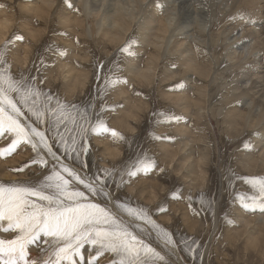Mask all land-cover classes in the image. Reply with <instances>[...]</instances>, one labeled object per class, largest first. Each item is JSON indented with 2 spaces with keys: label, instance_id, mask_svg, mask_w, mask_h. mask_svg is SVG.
Masks as SVG:
<instances>
[{
  "label": "rangeland",
  "instance_id": "obj_1",
  "mask_svg": "<svg viewBox=\"0 0 264 264\" xmlns=\"http://www.w3.org/2000/svg\"><path fill=\"white\" fill-rule=\"evenodd\" d=\"M68 1L72 7L61 16L59 11L68 7ZM149 1L52 0L49 4L53 5L47 7L52 8L47 15L49 18L40 26L34 11L42 4L41 0H1L0 4L5 6L0 7V11L8 18L11 29L0 40V55L4 61L0 63V70L10 72L17 80H31L50 95L52 99L48 103L43 97L37 98L36 107L41 111L55 106L57 101L61 105H74L67 109L71 119L66 117L59 125V136L53 131L51 112L46 114L48 123L42 120L37 130L45 132L47 129L46 137H56L53 151L58 149L60 160L79 171L86 182L89 179L106 182L111 195L96 197L91 202L113 213L145 244L175 262L177 253L160 235L159 230H166L176 240L196 241L194 247L202 253V262L201 259L190 260L185 249L179 254L185 264H264V212L244 209L239 199L242 194L256 192L247 183L248 179L264 180V158L260 157L264 152V67L233 74L234 69L243 64L245 67L256 64L254 60L258 61V67L264 64V0L200 1L203 8L207 3L208 11L198 13L197 21L201 20L206 26L209 45L198 46L191 52H197L198 56L206 52L213 57V49L220 45L221 59L215 71L206 74V78L193 69L187 74H181L180 69L170 71L172 65L181 64L184 70L189 67L186 63L192 61V58L186 62L177 60L188 56L189 51L186 40L176 42L173 37L167 45L169 48L163 45V56L156 63L155 75L149 73L143 79L141 72L144 64L149 65L153 40L142 42L144 36L138 28L142 26L143 14L158 8ZM81 3L84 11L78 14L77 6L82 8ZM174 6L168 8L165 15L161 12H157L158 17L151 15L143 25L153 26L152 31L156 32L163 20H167L173 27L176 20L171 21V18L177 17ZM250 7L255 10V19L249 22L228 20L232 16L230 10H251ZM115 11L125 12L132 25L125 38L114 43L104 38L108 36L104 33L113 31L107 29L102 18L105 13L112 15ZM24 19L28 24H24ZM20 23L30 28L29 33L18 29ZM14 33L22 35L23 40L5 48ZM225 36L228 39H224ZM244 40L248 41L244 53L232 48ZM212 41L215 47L211 46ZM26 49L30 52L25 56ZM132 53L137 55L133 57ZM232 66L234 68L230 69ZM242 91H245L243 96ZM10 95L27 114L22 122L37 127L33 123L36 117L29 111L31 100L25 103L19 94ZM235 100L242 104L234 103ZM247 108L255 116L249 112V118V115L243 117ZM198 113L201 117L197 119ZM101 121L120 136H113L111 131L93 130ZM85 127L88 131L81 133ZM60 136L68 144L75 139L78 148L83 144L88 151L82 155L65 153ZM12 138L10 132L0 137V183L7 187L33 186L42 177L51 175L53 167L59 168L56 162H50L47 167L32 163L34 158L38 161L41 157L53 161L43 145L39 155L24 142L9 153L7 148ZM186 142L183 151L176 150ZM174 156L177 157L172 162ZM200 158H203L202 174L196 164ZM82 159L87 162L83 169L80 167ZM193 159L188 166L186 162ZM149 160L155 167L148 173L130 175L141 161ZM79 187L85 190L83 185ZM129 209H142L147 223L130 215ZM153 223L158 227H153ZM0 237L11 239L14 233L0 227ZM110 255L101 256L99 264H110ZM141 260L143 264H162L155 257L144 256L143 252Z\"/></svg>",
  "mask_w": 264,
  "mask_h": 264
},
{
  "label": "snow or ice",
  "instance_id": "obj_2",
  "mask_svg": "<svg viewBox=\"0 0 264 264\" xmlns=\"http://www.w3.org/2000/svg\"><path fill=\"white\" fill-rule=\"evenodd\" d=\"M4 6L0 4V7ZM68 7L72 5L68 3ZM20 40H23V36L14 33L6 42L5 48L14 41ZM3 62V56L0 55V63ZM11 93L19 94L25 103L31 100L29 111L36 117L33 123L37 127L22 122V118L27 114L18 107L19 101H15ZM39 97H43L45 103L52 99L31 80L29 82H25L23 78L17 80L10 72L0 70V137L7 132L13 134L7 151L14 152L24 142L39 155L40 146L43 145L53 161L41 157L38 161L34 158L32 163L45 167L50 162L60 165L59 168L53 167L51 175L42 177L33 186L7 187L0 183V227L5 232L14 233V238L11 239L0 237V262L2 264H99L101 256L111 254L110 264H143L141 260L143 252L144 256L155 257L162 264H185L184 258L179 255L185 249L190 260L201 259L202 262V253L194 247L195 240L191 243L188 240H176L168 231L159 230L161 238L177 253V260L170 262L121 224L113 213L101 207L99 203L91 202L96 197L111 195L107 190L106 182L92 179L86 182L79 171L60 160L57 156L58 149L53 151L56 137H46L47 129L45 132L37 130L42 120L45 124L48 123L46 114L51 112L53 131L59 136V125L66 117L71 119L67 109L74 105H61L57 101L55 106L41 111L36 107V100ZM27 119L30 120L32 117L27 116ZM97 129L111 131L113 136H120L115 130L108 129L102 121L97 123L93 130ZM87 131V127L81 129V133ZM49 139L52 143H48ZM60 142L65 148V153L82 155L88 151L83 144L78 148L75 139L68 144L60 136ZM80 167L86 168L87 162L82 159ZM153 167L155 165L150 160L141 161L136 171L131 172L130 175H136L138 172L148 173ZM247 183L256 192L252 195L239 196L243 208L253 212L256 210L264 212V180L248 179ZM80 185H83L85 190H80ZM128 211L130 215L147 223L146 213L142 209ZM153 227L158 226L153 223Z\"/></svg>",
  "mask_w": 264,
  "mask_h": 264
},
{
  "label": "bare ground",
  "instance_id": "obj_3",
  "mask_svg": "<svg viewBox=\"0 0 264 264\" xmlns=\"http://www.w3.org/2000/svg\"><path fill=\"white\" fill-rule=\"evenodd\" d=\"M1 1V0H0ZM200 1H203V0H159L157 3L156 2H153V0L149 1L150 4L154 5V6H157V10L155 12H151V13H147L145 12L143 15H144V19L141 18L142 20H140L142 22V26L139 25L140 28H138V32H141V34L144 36L143 37V41H148V39L150 40H153L152 44L153 46L151 47L150 50H153V52L150 54L147 62L149 63V65H145V68L143 69V71L141 72L142 73V78L145 79L149 73H154L155 75V66H156V63L158 62L159 59L162 58L163 56V51H162V48H163V45L166 47L167 45H169V41L172 40L171 38L173 37H176V42H178L179 40L178 39H184L187 41V50L189 51V54L188 56H186L185 58H178L177 60L178 61H184L186 62V60H188L189 58H192V61H195V63L192 64V61H188V63H186L187 66L189 67H186L184 70L182 69L183 65L181 64L180 66L178 65H172V70L170 69V71H174V69L176 70H179L180 69V73L181 74H187L189 71L191 72V69L195 70V71H198L197 73H200V75L202 76H205V78L207 77L206 74H209L211 73L212 70L215 71V67L216 65H218L220 63V59L221 57L219 56L218 54V47H215V43L212 41V45L211 46H214L215 48L213 49L214 51V55L212 57V55L208 54V53H204L203 56H198L199 54L197 52H191L193 51L194 48L196 47H204L206 46V37H208V35L206 34L207 31H206V26L204 24H202L201 20H199V22L197 21V16L198 13H203L206 12L207 14V11H208V7L207 6V3H205V7L203 8V6H201V2ZM52 0H41V5L38 6V8L34 11L35 12V16L37 18V21L39 23V25L41 26L44 22H45V18H49V16H47L49 14V12H51L52 8L48 9L47 7L53 5V4H49L51 3ZM70 1H68L69 3ZM85 2V1H84ZM160 3V4H159ZM174 3L176 6H178V8L175 7V10H176V13H174V15H176L177 17L176 18H171V21H175L176 24L173 25V27H170V25L167 23V20H163L162 24H161V27L156 31V32H153L152 31V27H145V25H143V23H146L147 19L148 18H151V15H153V17H158L159 13L157 12H161L162 15H165V11L168 9V8H171L172 4ZM67 4V2H66ZM83 3H81L80 5L82 6V8H80L79 6H77V8L79 9L78 11V14L82 13L84 11L83 9ZM143 4V3H141ZM147 4V3H146ZM129 5V4H128ZM224 5L226 6V4L224 3ZM92 6V5H91ZM109 6V5H108ZM143 6V5H142ZM148 6V5H147ZM233 6V5H232ZM256 5H254L255 7ZM53 7V6H52ZM67 7V6H66ZM65 6L62 8L63 10L59 11V13H61V16L63 15H66L67 14V9H69V7L66 8ZM148 8V7H147ZM253 8V6H252ZM251 7L250 9L251 10H246L245 8H237L238 10H230L231 11V17L228 18V20H239L241 19V17H244V21L247 20V22H249V20H253L255 19V10H253ZM202 9V10H201ZM235 9V8H234ZM54 10V9H53ZM169 10V9H168ZM221 10H223V8H221ZM87 11V9L85 10ZM103 11V9H102ZM93 12V11H92ZM95 12V11H94ZM1 13V11H0ZM104 13V11H103ZM125 13V12H124ZM123 12H119V11H115L114 14H104L102 20L106 23L107 25V29L108 30H111L113 32L111 33H104L105 35H108L107 37H104L105 39H107L108 42H118V41H121L125 38V36L127 35V33L129 32V30L131 29V25L129 23L130 21V18H128ZM83 14V13H82ZM97 16L99 15V10L97 9V12L95 13ZM102 14V13H101ZM87 15V14H86ZM224 15V14H223ZM6 15L5 14H0V40L1 38L4 36H6L8 34V31L11 29L10 27V23L8 21V18L5 17ZM102 16V15H101ZM196 16V17H195ZM24 17V16H23ZM86 17V16H84ZM88 17V16H87ZM86 17V18H87ZM165 17V16H164ZM170 17V16H168ZM229 17V16H228ZM22 18V17H21ZM209 18V17H208ZM222 18H225V15L222 17ZM237 18V19H236ZM59 19H62V18H59ZM78 17L76 18V21H77ZM155 19V18H154ZM165 19V18H164ZM159 20V19H158ZM227 20V21H228ZM58 21V20H56ZM102 21V22H103ZM145 21V22H144ZM203 21V20H202ZM24 24H28V20L27 19H24L23 20ZM54 22V21H53ZM51 22V23H53ZM149 22V21H148ZM104 23V24H105ZM170 23V21H169ZM204 23V22H203ZM238 24V23H237ZM53 26V25H52ZM136 26V25H135ZM10 27V28H9ZM20 27V29H19ZM79 27H82V25H80ZM110 27H115L114 29H110ZM145 27V28H144ZM18 29L21 30V31H25L26 34L29 33L28 30H30L29 27H26L24 26L22 23H20L18 25ZM17 29V30H18ZM238 29V28H237ZM235 30H232L231 31V34H234ZM237 31V30H236ZM226 32V30L224 29V33ZM103 34V36H104ZM31 36L33 37L34 36V33L33 31L31 32ZM229 36V35H228ZM233 37V36H231ZM209 39V38H208ZM224 39H228L227 36H225ZM240 40V38H238ZM242 39V38H241ZM149 40V41H150ZM210 40V39H209ZM140 41V40H139ZM217 41V40H216ZM225 41V40H224ZM171 42V41H170ZM141 43V42H140ZM139 43V44H140ZM79 44L81 45V41L79 42ZM175 44V43H174ZM173 44V45H174ZM221 44V43H220ZM234 44V43H233ZM138 45V44H137ZM136 45V46H137ZM147 45V44H146ZM144 45V47L146 46ZM209 45V44H208ZM230 45V44H229ZM232 45V44H231ZM58 46V45H57ZM148 46L147 45V50H148ZM175 46V45H174ZM174 46L173 48H171L170 51L173 52V49H174ZM168 47V46H167ZM176 47V46H175ZM209 47V46H207ZM248 47V41L247 40H244V41H240V42H237L236 44H234L232 46V48H236V49H241L243 51V53L245 52L246 48ZM169 48V47H168ZM221 48V47H220ZM255 48V47H254ZM60 49V48H59ZM58 49V50H59ZM137 49V48H136ZM167 49V48H166ZM226 49V48H225ZM169 50V49H168ZM186 50V49H185ZM184 50V51H185ZM186 50V51H187ZM204 50V48H203ZM61 51V50H60ZM74 51V50H72ZM178 51V50H177ZM183 51V50H182ZM182 51H181V54H182ZM235 51V50H234ZM30 52L29 49H26V51L24 52L25 53V56L28 55ZM200 52V50H199ZM83 53V52H82ZM138 53V52H137ZM137 53H132L133 57L134 55H137ZM171 53V52H170ZM213 53V52H212ZM252 53V52H251ZM186 54V53H185ZM201 54V53H200ZM131 55V56H132ZM140 55V53L138 54ZM180 55V54H179ZM187 55V54H186ZM81 56V55H80ZM87 56H89V54H87ZM170 56V55H169ZM175 56V54L173 55ZM177 56V55H176ZM182 56H185V55H182ZM137 57V56H136ZM174 58V57H173ZM176 59V58H175ZM135 60V58H134ZM253 61V60H251ZM177 62V61H176ZM183 62V64H184ZM250 62V61H249ZM254 62L256 64H253L252 66H248V67H245L244 64L241 65L239 68H235L234 71V75H237L238 72H241L243 74H245L249 69H251L252 67H255L256 69L258 70H261V67L263 68L264 67V64H262L260 67L256 66L257 65V62L258 61H255ZM171 63V62H170ZM209 63V64H208ZM232 63V62H231ZM251 63V62H250ZM178 64V63H177ZM135 65V64H134ZM170 65V64H169ZM210 65V66H209ZM235 65V63H234ZM247 65V64H246ZM191 66V67H190ZM77 67V66H76ZM171 67V66H170ZM181 67V68H180ZM71 68V67H70ZM80 68V67H79ZM234 67L232 66V68L230 69H233ZM66 69V67H65ZM74 69V68H72ZM164 69V68H162ZM166 69H168L166 67ZM125 70V69H124ZM127 70V69H126ZM125 70V71H126ZM140 70V69H139ZM165 70V69H164ZM63 71V70H62ZM72 71V70H71ZM131 71H134V68L133 70ZM138 71V70H137ZM213 71V73H214ZM157 72V71H156ZM166 73V72H165ZM173 72H170V74H172ZM135 74H138L137 72ZM169 74V73H167ZM205 74V75H204ZM157 75V74H156ZM139 76V75H138ZM247 75H245L246 77ZM153 77V75H152ZM227 77V76H226ZM74 78H76V75H74ZM234 80V79H233ZM207 81V80H206ZM226 81V80H225ZM198 83H204V81L202 80H197ZM228 82V81H227ZM246 82V81H245ZM256 84V83H255ZM254 84V87L256 86ZM210 85V83H209ZM200 86V85H199ZM253 86V84H252ZM237 91L233 92V93H236ZM245 93V91H242L240 93L241 96H243V94ZM186 96V95H185ZM224 97V96H223ZM229 97H232V95L230 94ZM223 100V99H222ZM234 103H240L242 104V101L240 100H235ZM249 108V107H248ZM248 108L246 110V114H243V117H246L247 115H249V112H248ZM199 114V113H198ZM132 115V114H131ZM131 115L130 118H131ZM250 115L252 116H255V113H251L250 112ZM250 115L248 116V118L250 117ZM262 121L264 123V115H262ZM201 117L200 114L196 117L197 119ZM225 117H229L228 115H226ZM256 134H259V130H257V133ZM192 142L195 141L194 139H191ZM187 146V142L184 144L183 147H181L180 149H176L178 151H183L182 149L184 147ZM169 151V150H167ZM264 151V150H263ZM260 157L261 158H264V152H262ZM177 156H174L173 159H172V162L176 159ZM189 162H186L188 164V166L190 165V163H193L194 162V159L193 160H188ZM202 161H203V158H200L198 162H196V164H198L199 166V173L201 172V174L204 172L203 169L201 168L202 166ZM264 162V161H263ZM123 206V205H122ZM125 206V205H124ZM111 207V206H110ZM129 208V207H128ZM256 241V240H255Z\"/></svg>",
  "mask_w": 264,
  "mask_h": 264
}]
</instances>
